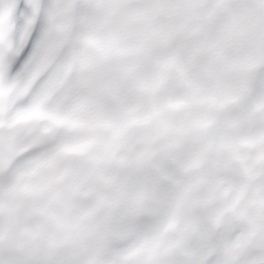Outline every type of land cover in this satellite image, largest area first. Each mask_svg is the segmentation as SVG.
<instances>
[{
    "label": "bare ground",
    "instance_id": "obj_1",
    "mask_svg": "<svg viewBox=\"0 0 264 264\" xmlns=\"http://www.w3.org/2000/svg\"><path fill=\"white\" fill-rule=\"evenodd\" d=\"M142 1L130 0L133 4H140ZM148 1H152L155 4L153 16L161 20V31L143 27L141 12L133 4L118 5L112 1L106 2L102 6L103 0H86L87 8L82 15L85 35L79 34L81 32L79 27L76 31L78 40L76 54L81 58V64L70 63L67 67L63 66L62 71L59 69L58 64L53 74L39 88L34 92L32 91L33 84L37 80V74L41 75L47 69L55 56L56 49L62 42L57 40V35L64 31V21L61 20L54 26L52 46L41 57L31 75L23 82H13L7 85L0 84V123L6 126L2 130L3 132L0 133V170L4 171V167L13 160V152L10 154L9 151H12L14 147L10 150L9 147L14 144V134H17L20 143L31 142L34 135V142L44 145L49 144L44 143L47 142V136L45 137L44 134L39 136L36 131L34 134L35 128L38 129L35 124L30 121L22 124L19 122L26 108L41 107L53 111L56 109L80 121L79 128L70 130L71 134L67 133L71 136L69 139H64L59 135L60 133L57 134V127L53 128L52 126L55 129V136L60 142H80L81 139L90 138L86 147L87 152L84 155L67 156L59 153L61 160H63L64 168L66 166L72 167V170H74L73 176L77 174L81 177L83 176L82 178L80 177V180L85 178V180L93 184L99 196L106 195L108 197V202L101 205L98 214L91 213L88 216H83L84 208L99 204V201L95 202L89 195L88 186L78 185L76 180L70 189H72L73 196H75L73 202H80L82 207L78 211L67 209L66 199L58 202L54 198V193L59 191H62L67 196L69 189L66 186L70 184L68 178H61L55 181L52 177L53 173H61L60 170L62 169L59 168L61 165L56 160L58 155L56 148L49 144L46 148L37 150L38 152L27 151L16 161L17 166L19 165L20 168L25 169V167L32 166L35 158H46L48 161L43 168L40 167L36 171H32L31 175L26 176V180H30L31 184L34 185V192L28 197L20 196L19 194L10 196L11 189L5 192L4 187H15V178L14 176H0V203L12 207L6 213L0 214V230L4 227H11V223L7 220L11 215L14 219L12 221L14 224H16L17 220L25 223V225L32 223L43 226L47 241L43 242L38 237L34 239L22 238L19 239L22 243L20 248L16 246L19 243L8 241L13 253L7 257L0 255V260L8 258L23 260V258L30 255L32 257L38 256L43 260L46 254L51 253V248L54 249L55 247L54 250H56L57 247L60 249L69 243L78 241V243H82L83 241L93 240L94 242L91 241L90 243H94L95 249H88L90 251L95 250V254L97 253L100 255L99 257L105 258L103 260L113 258L118 260L119 264H171L167 260L168 258L161 246L155 244V240L161 239L160 230L155 229L158 223H154V226L153 224H143L136 218L135 196L139 192L145 194V203L151 210L154 221H159L157 216H160L164 222L169 217L174 206L179 208L181 232L178 233V249H180L181 258L184 261H189L194 257H207L208 251L202 248L196 238V234L201 231L199 216L206 207L215 205L221 209V215L217 216V222L221 220L223 213H234L237 217L235 227L238 228L241 227L239 225L240 211L245 210V214L249 218L248 224H254L259 227L260 216L264 215V159L257 158L256 151L264 150V139L261 140L259 137L261 133H264V104L260 110L253 109V106L257 102L264 103V53L260 54L256 50L257 42L252 37H245L243 31H240L237 37L232 36L231 28H218L217 30L212 21H206V19L212 20V16L203 14L204 6L214 4L221 8L223 2L216 3L218 0ZM234 2L239 6V12L237 13V15H240L239 20L246 23V28L264 32V21L256 25L257 18L251 14L250 1L234 0ZM250 3L259 5L261 10L264 11V0H251ZM187 7L198 13L201 11L202 15L200 18L196 19L188 11ZM233 9L236 11L237 8L233 5ZM157 10H159L158 15L156 14ZM102 11L117 20V30L115 31L121 33L117 36V40L110 44L107 49H105L104 44H109L111 39L106 35L105 27L95 20V16L98 19L101 18ZM253 18H256L255 21H253ZM165 20H170L169 26L173 29V32L168 37L163 36ZM82 25L83 23L81 22L79 26ZM191 26L193 27L190 28ZM137 30L142 31L141 39L139 40L142 42L141 48H138L140 45L137 46L139 44V41H137L139 37L136 35ZM224 31L230 35L228 37L222 35L221 33ZM110 36H113V34ZM259 42H264V40L259 39ZM166 44H172L174 47L173 51L178 53L173 70L170 73L165 72L160 63H158L163 62L164 57H166V53L163 52ZM99 56H104V61H99ZM255 61L257 66L253 65ZM71 66H78L79 68L74 77H70L71 75L69 74ZM132 69L134 71L132 74L135 73L137 80L130 73ZM141 70L149 73L151 77H149V81L140 78L142 75L139 74ZM223 70H226V73ZM161 71L165 74V80L163 81L162 90L157 93L153 90L152 84ZM120 74L122 76L119 78ZM64 80L67 81L68 85H66L67 87L63 92L57 94V86H60ZM242 81L249 82L251 87L248 93L241 94L240 99L235 104H226L223 101V95L237 90L238 84ZM179 82L185 84L184 93H180L170 87L172 83H174L173 87H176ZM78 83L82 84L85 89H94V92L97 93L96 98H94L95 96L93 97L94 101L87 97L86 94L84 95L77 91ZM139 85L144 86V89L136 92L138 94L135 97L133 96V99L130 97V102L124 100V102H128L126 103L127 106L134 107L136 113H146L151 107L157 106L160 100L168 94L186 98L188 104L178 112H159L154 119H147L143 126L124 128L120 125V121L127 116L123 109L122 113L124 114L119 115L121 110L119 111L117 107L121 102V104L124 102L121 100L118 103V101L125 97L124 95L132 91L135 92L136 87ZM103 86L109 89H102ZM197 93H201L204 97V101L200 104L194 101ZM211 93L218 94L221 97V102L217 113L212 116L213 124L207 125L204 123L203 118L210 114V111L205 99ZM48 98H53L54 101L50 102ZM109 99L113 100L112 104L108 103ZM98 104L102 109L97 106ZM247 105L250 106L249 108L247 107L249 112L244 117L254 120L252 117L258 116L256 118L258 121L255 120L256 123L253 122L255 123L254 126H245L241 130L231 124H234L238 113ZM80 110H84V113H80ZM120 116L122 117L121 120ZM100 117L110 118L111 120L113 118V130L118 133L116 139L111 137V131L104 130L97 125V120ZM222 118L231 124H228L227 121L225 123ZM250 119L247 120L249 121ZM240 121L242 122V120ZM248 121L245 124H248ZM214 123H217V126L216 124L214 126ZM238 124H244V122ZM238 124L236 123V125ZM212 127L216 128L211 129ZM28 131H30V135H25L24 133ZM32 131L33 135L31 136ZM72 131H74V134ZM148 134L155 136V141L149 145L144 140V137ZM240 135L254 138V147L246 150L239 148L235 144V140ZM93 137H97L98 141H95ZM137 138L142 139L140 147L137 146ZM4 141H8L7 147L2 146ZM20 143L18 145L22 146ZM141 148L151 151L156 170L166 172L168 176L174 179L173 183L161 184L154 181L149 184L152 178L144 172L138 163V155ZM202 150L205 153L204 158L199 155ZM134 152H137V156H134ZM235 152L244 155L248 172H250L252 185L248 193L251 195H249L252 198L251 201H247L246 198L241 200L239 197L241 190L240 173L237 167L238 164L232 162ZM121 153L125 157L122 164L107 162L109 155H120ZM74 160H78L81 163V167H75L73 165ZM190 162L199 164L200 174H202V179H204L201 187L203 190V203L201 205L203 209L201 208L199 211L192 208V199L187 193L186 186H184L185 181L188 179L185 165ZM94 165L98 167L97 171L104 172L106 175L104 182L99 181L97 177L94 178L95 172L91 169ZM117 166L119 167L118 170L115 168ZM220 176L226 178L223 185L218 182V177ZM80 180L79 183L81 184ZM110 180H114L115 184L111 185V182L108 183ZM44 186L50 187V191H48L50 196H48L49 198L43 205L48 209L56 210V213L58 212L57 223L38 218L30 214V210L25 208V203L27 201L30 203V199L33 196L46 193L43 189ZM77 186L86 189L88 195L86 197L79 195V190L77 189L76 191ZM221 188H225L223 195L218 193ZM42 200L39 199V203ZM230 202H236L237 206L232 207L228 211L226 205ZM16 203H20L22 207L17 209L15 207ZM61 204L65 210L55 207ZM31 206L29 207L31 208ZM71 219L73 222L72 227H74L72 230L74 231L70 228ZM58 224H62L63 228L57 229ZM114 228L119 231L116 236L110 234V230ZM15 237L18 236H12V238ZM131 241H138L144 244V248L132 256L126 253L127 245ZM53 243L57 247L53 246ZM81 245L87 246V243ZM69 247L67 246L63 250L65 249L66 252V248ZM38 248L40 252L37 254L35 250ZM80 248L78 249L79 252L82 250ZM54 250L52 251L54 252ZM113 251L119 253L118 257L112 256ZM233 251V249L225 248L223 256L227 258ZM87 252L88 250L85 253ZM61 253L63 252L61 251ZM40 254L41 256H39ZM63 254H61L62 257ZM72 255L74 256V252ZM85 257L84 259L88 258ZM94 259L96 260L97 257ZM44 261L42 262L44 263ZM69 261L71 262V260ZM76 261L78 262V260ZM91 263L89 262V264Z\"/></svg>",
    "mask_w": 264,
    "mask_h": 264
},
{
    "label": "snow or ice",
    "instance_id": "obj_2",
    "mask_svg": "<svg viewBox=\"0 0 264 264\" xmlns=\"http://www.w3.org/2000/svg\"><path fill=\"white\" fill-rule=\"evenodd\" d=\"M86 0H0V84L23 82L52 46L54 26L64 21V31L57 35L62 41L47 69L34 82V92L53 74L73 46ZM221 215L218 206L204 208L199 216L201 231L196 238L205 251L215 254L189 261L174 260L171 264H264V225L235 227L234 213ZM225 248L233 249L225 258Z\"/></svg>",
    "mask_w": 264,
    "mask_h": 264
},
{
    "label": "rangeland",
    "instance_id": "obj_3",
    "mask_svg": "<svg viewBox=\"0 0 264 264\" xmlns=\"http://www.w3.org/2000/svg\"><path fill=\"white\" fill-rule=\"evenodd\" d=\"M112 1H114L115 3H117L118 5H125V4H133L132 2H130V0H103V3H102V6L106 3V2H112ZM250 2H251V0H249ZM218 2H223V6L221 7V8H218L217 7V5H214V4H211V5H205L204 6V11H203V14L205 15V14H210V16H212V20H209V19H206V21L208 20V21H212L214 24H215V26L217 27V30H218V28H220V29H224V28H231L232 29V36H239V32L240 31H243L244 33H243V35L245 36V37H252L256 42H257V48H256V50L261 54V53H264V50H263V46H264V42H259V39H263L264 40V32H262V31H259V30H256V29H253V28H246V23L245 22H241L240 20H239V16L240 15H237V13L239 12V6L238 5H236L235 4V2H234V0H218L216 3H218ZM249 2V4H250V6H251V10H252V15L254 16V17H256L257 18V22H256V25H258V23H260L261 21H264V11L263 10H261V8H260V6L259 5H257V4H252V3H250ZM215 3V4H216ZM134 5V7L136 8V9H139L140 10V12H141V15H142V26L143 27H147V28H150V29H158V30H162V22H161V20L160 19H157V18H155L154 16H153V7H154V2H152V1H148V0H143L140 4H133ZM233 5L237 8L236 9V11L233 9ZM97 9V8H96ZM187 9H188V11H190L191 12V14L196 18V19H199L200 18V16L202 15V12L200 11L199 13L197 12V11H195V10H193V9H191V8H188L187 7ZM88 20V19H87ZM95 20L96 21H99L100 22V24H101V26L103 25L104 27H105V32H106V35L108 36V38H110L111 39V42L109 43V44H104V46H105V49H107L108 48V46L110 45V44H112V43H114L116 40H117V36H119L121 33H117V31H115V30H117V20L114 18V17H111V16H109V15H107V14H105L103 11H102V15H101V18L100 19H98V17H96L95 16ZM84 19H83V16L81 17V22L83 23V25L82 26H79V29H80V35H85L84 33H85V31H84ZM194 25V24H193ZM193 26H191L190 28H192ZM76 34L77 33H75V35L73 36V46L69 49V51H68V53H67V55H66V58L63 60V63H59V64H62V65H64L65 67H67L70 63H72V64H81V58L76 54V48L78 47V40H77V38H76ZM111 34H113V36H110ZM141 34H142V31L141 30H137V33H136V35H138V39H137V41H139L140 39H141ZM222 35H224V36H226V37H228V35H230L229 33H227V32H222L221 33ZM139 44H137V46H139L138 48H141L142 47V42L141 41H139L138 42ZM137 48V50H139ZM87 62V61H86ZM138 71H140V69H138ZM137 71V72H138ZM134 71H133V69L131 70V74L133 73ZM143 72V73H142ZM139 73V72H138ZM140 75H141V79H144V80H146V81H149L150 80V75H149V73H145L144 71H142L141 70V72L139 73ZM148 74V75H147ZM145 75V76H144ZM39 76H40V74H37V78L36 79H38L39 78ZM122 75L120 74L119 75V78L121 77ZM132 76L135 78V73L134 74H132ZM142 77H144V78H142ZM150 77V78H149ZM147 78H148V80H147ZM35 79V80H36ZM136 79V78H135ZM137 80V79H136ZM79 84V85H78ZM77 84V91H79V92H81L82 94H86V96L87 97H89V98H91V99H93V101H94V98H96V92H94V89H90V90H88V89H85L84 88V86L82 85V84H80V83H78ZM137 84H138V81H137ZM173 84L174 83H172L171 85H170V87L172 88L173 87ZM81 86V87H80ZM138 87V86H137ZM136 87V88H137ZM99 88H101V87H99ZM109 89L108 87H104L103 86V88L102 89ZM80 89H82V90H80ZM93 91V92H92ZM84 92V93H83ZM133 92V93H132ZM131 93H128V94H126V95H124L125 97H122V99H119V101H118V103H120L121 102V100L124 102V100H128V102H130L131 101V99H133V96L135 97L138 93H136V92H139V90H137V89H135V92L134 91H132ZM87 93H89L88 95H87ZM129 94H131L130 96H129ZM91 95H93V96H91ZM129 97H128V96ZM95 96V97H94ZM127 96V97H126ZM94 97V98H93ZM130 97H131V99H130ZM124 98V99H123ZM129 98V99H128ZM48 99H50V98H48ZM130 100V101H129ZM127 101H125L123 104H119L117 107H118V110L120 111V114L119 115H123L124 113H122V111L124 110V108H125V106H127L126 105V103H128ZM94 104H97L96 102H93ZM48 104H50L49 102H48ZM125 104V105H124ZM98 107L100 106L99 104L97 105ZM120 106V107H119ZM101 107V106H100ZM99 107V108H100ZM250 107V106H246L245 108H243L239 113H238V117H237V119H235V121H234V124H231L230 122H228L226 119H224V118H222V120L226 123V121L228 122V124H231V125H233V126H235V127H237V128H239V129H241L242 130V128L243 127H245V126H254V124L256 123V121H258V119H256L258 116H255V117H252V119H254V120H251L250 118H245L244 116L246 115V113H248L249 112V109L248 108ZM121 108V109H120ZM100 109H102V107L100 108ZM123 109V110H122ZM84 113V110H80V113ZM105 112H106V114L109 116V114L107 113V111L105 110ZM124 112V111H123ZM240 115H243V116H240ZM111 117V116H110ZM241 117V118H240ZM120 118V120H121V116L119 117ZM243 118H245V120H243ZM242 120V122L240 121V120ZM247 119H250L249 121L247 120ZM112 120H113V118H112ZM256 120V121H255ZM237 121V122H236ZM239 121V122H238ZM246 121V122H245ZM247 121H248V124H245V123H247ZM250 121H252V122H250ZM244 122V124H240L241 125V127H240V125L238 124V123H243ZM253 122H255V123H253ZM236 123L238 124V125H236ZM251 123V124H250ZM252 123H253V125H252ZM215 124H216V126H217V123H214V126H215ZM216 127H212L211 129H215ZM57 134H59V135H61L64 139H69V137L71 138V136L70 135H68L67 133L69 132V134H71L70 132V130H73V129H66V128H63V130H62V128H58L57 127ZM60 129V130H59ZM69 130V131H68ZM64 131V132H63ZM208 133H212L211 131H207ZM62 133H64V134H62ZM72 133L74 134V131H72ZM66 135H68V136H66ZM68 137V138H67ZM82 140V139H81ZM63 142H65V141H63ZM57 159L56 160H58V164L59 165H61L59 168H62V169H64V166H63V160H61L62 158H61V156H60V154L57 152ZM58 157H59V159H58ZM60 160V161H59ZM77 161V162H76ZM74 160V162H73V165L75 166V167H81V163L78 161V160ZM77 163V164H76ZM80 164V165H79ZM58 165V166H59ZM117 170H118V166L117 167H115ZM88 170V169H87ZM78 175V174H77ZM74 175L73 176V174H72V176L70 177V178H68V181L70 182V184H72V181H70V180H73L74 178V180H73V182H75L76 180V183L78 184V185H84L85 187H89V189L88 190H90V192H89V195L92 197V199L93 200H95V202H98V197H99V194L97 193V190L95 189L96 187L93 185V184H91L88 180H85V178L82 180H80V175ZM75 176H77V177H75ZM83 177V176H82ZM81 177V178H82ZM37 178V177H36ZM36 178H35V180H36ZM71 178H73V179H71ZM78 178V179H77ZM34 180V181H35ZM79 180H80V182H81V184L79 183ZM83 181V182H82ZM87 181V182H86ZM27 182H29V184H30V186H32V187H34V185L33 184H31V181L30 180H27ZM83 183V184H82ZM87 183V184H86ZM90 188H92V189H90ZM93 190V191H92ZM16 191V190H15ZM48 191H50V187H49V190ZM46 192L45 194H38L37 196H33L30 200V203H29V201H27V203H25L26 204V209L27 210H30V207L29 206H31V204L33 205V202H34V204L35 203H39V199L40 200H42L43 198H45V199H43L42 200V202L40 201V203H42V204H44V202H46L47 201V198H49L48 196H50V192ZM12 192L10 191V193L9 194H11ZM97 194V195H96ZM12 195H14V194H11L10 196H12ZM43 195V196H42ZM96 195V196H95ZM45 196H47V197H45ZM35 197H38V198H36V199H38L37 200V202H36V199H35ZM41 197H42V199H41ZM35 199V200H34ZM28 206V207H27ZM56 208H58V209H61V210H65L64 209V207L62 206V207H60L59 205H56L55 206ZM158 217V219L159 220H163V218L162 217H160V216H157ZM71 222H72V219H71ZM70 222V223H71ZM70 228H71V230L72 229H74V227H72L73 226V222L70 224ZM58 229V228H57ZM44 231H45V229H44ZM72 231H74V230H72ZM15 236V235H14ZM18 237L17 238H19V239H28V238H26V237H19V235H17ZM94 242L93 240H88V242H85V241H81L82 243H78V242H73V243H69V244H67V246L70 248H66V250L67 251H69V252H71V253H66L65 252V249L63 250V248H65V247H67V246H64V247H62V248H60V249H58V247H57V245L56 244H54L53 243V246L55 245L57 248H56V250H54L55 249V247H54V249L53 248H51V253L49 252L48 254H50V255H48V254H46L44 257H46V258H44L43 257V261H44V263L43 264H52L53 262H55L56 260H62L61 261V264H76V263H78V264H89V262L91 263V264H99V260L101 259V257H99L100 255H98L97 253L95 254V250L94 251H90V250H93V249H95L94 247V243H90V242ZM85 244V243H87V246H86V248H85V246H82L81 244ZM80 244V245H79ZM89 244H90V247H89ZM31 245H34V244H31ZM41 245V244H40ZM73 245V246H72ZM76 245H78L77 247H76ZM52 246V247H53ZM72 246V247H71ZM76 247V248H75ZM81 247V248H80ZM41 248H42V245H41ZM82 249V250H80V252H79V250L78 249ZM90 250H89V249ZM74 249H75V251H74ZM78 250V252H77V250ZM52 250H54V252H55V254H54V252L52 251ZM86 250H88V252L87 253H85L86 252ZM58 251V252H57ZM61 251L64 253H61ZM35 252H37V254L40 252V249L38 248V249H36L35 250ZM57 252V253H56ZM74 252V256L72 255V253ZM77 252V253H76ZM89 252H92V253H89ZM59 253V254H58ZM66 253V254H65ZM61 254H63V257H62V255ZM72 256H71V255ZM76 254H77V256H76ZM48 255V256H47ZM58 255V256H57ZM78 255H81V256H78ZM86 257H88L87 259H84V257L85 256ZM90 257H89V256ZM95 255H97V256H95ZM39 256H41V254L39 255ZM54 256H55V259H54ZM65 256H67L66 258L68 259V261H67V259L65 258ZM57 257V258H56ZM70 257H72V258H70ZM83 257V258H82ZM85 257V258H86ZM97 257V259L95 260L94 258H96ZM103 258V257H102ZM51 259H52V261H51ZM78 260V262L76 261V260ZM99 259V260H98ZM8 260V261H7ZM46 260H47V262H46ZM69 260H71V262L69 261ZM82 260V261H81ZM88 260H90V261H88ZM98 260V261H97ZM13 261V262H12ZM17 261V262H16ZM18 261H20V262H18ZM22 261V262H21ZM51 261V262H50ZM80 261H81V263H80ZM94 261H96V262H94ZM103 261V260H102ZM101 261V262H102ZM2 262H4L3 264H11V263H13V264H23L24 263V261L23 260H16L15 258H8V259H3V260H1V264H2ZM15 262V263H14ZM67 262H69V263H67ZM101 262H100V264H101ZM25 264V263H24ZM26 264H30V262H27Z\"/></svg>",
    "mask_w": 264,
    "mask_h": 264
}]
</instances>
